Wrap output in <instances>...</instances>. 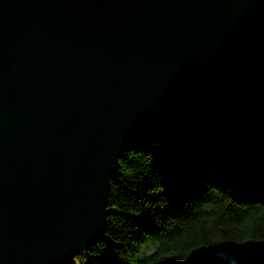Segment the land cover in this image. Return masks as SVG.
Segmentation results:
<instances>
[{"label":"water","instance_id":"obj_1","mask_svg":"<svg viewBox=\"0 0 264 264\" xmlns=\"http://www.w3.org/2000/svg\"><path fill=\"white\" fill-rule=\"evenodd\" d=\"M263 75L264 0H0V264H69L128 144Z\"/></svg>","mask_w":264,"mask_h":264},{"label":"trees","instance_id":"obj_2","mask_svg":"<svg viewBox=\"0 0 264 264\" xmlns=\"http://www.w3.org/2000/svg\"><path fill=\"white\" fill-rule=\"evenodd\" d=\"M262 81L128 144L106 233L70 264H264Z\"/></svg>","mask_w":264,"mask_h":264},{"label":"rangeland","instance_id":"obj_3","mask_svg":"<svg viewBox=\"0 0 264 264\" xmlns=\"http://www.w3.org/2000/svg\"><path fill=\"white\" fill-rule=\"evenodd\" d=\"M259 81H262V78H261V80H259ZM262 83L264 84L263 81H262ZM263 88H264V87H263ZM236 90H237V89H236ZM229 97H230V96H229ZM226 98H227V97H226ZM223 99H224V98H223ZM220 100H221V99H220ZM204 109H205V108H204ZM94 242H95V241H94ZM90 247H91V246H90ZM215 253L219 254V255L222 256L223 258H225L224 255L229 257V255H228L225 251H223V250L218 251V252H215ZM77 255H88V250H83V251H81V252H80L79 254H77ZM77 255H75V256L72 258V260L69 262V264L75 260V258H76ZM230 257H231V256H230ZM225 259H227V257H226ZM227 261H229L231 264H235V262H237V260H235V259H232L231 261L227 259ZM237 263H238V262H237ZM238 264H239V263H238Z\"/></svg>","mask_w":264,"mask_h":264},{"label":"bare ground","instance_id":"obj_4","mask_svg":"<svg viewBox=\"0 0 264 264\" xmlns=\"http://www.w3.org/2000/svg\"><path fill=\"white\" fill-rule=\"evenodd\" d=\"M238 264V263H237Z\"/></svg>","mask_w":264,"mask_h":264}]
</instances>
